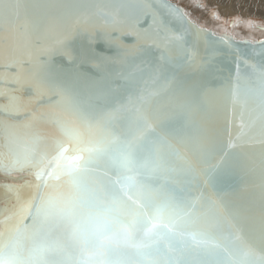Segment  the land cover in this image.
I'll return each mask as SVG.
<instances>
[{
    "label": "snow or ice",
    "instance_id": "1",
    "mask_svg": "<svg viewBox=\"0 0 264 264\" xmlns=\"http://www.w3.org/2000/svg\"><path fill=\"white\" fill-rule=\"evenodd\" d=\"M0 264H264V41L0 0Z\"/></svg>",
    "mask_w": 264,
    "mask_h": 264
},
{
    "label": "bare ground",
    "instance_id": "2",
    "mask_svg": "<svg viewBox=\"0 0 264 264\" xmlns=\"http://www.w3.org/2000/svg\"><path fill=\"white\" fill-rule=\"evenodd\" d=\"M171 1L182 7L191 20L193 19L190 14L198 15L200 20L211 26L206 29L216 34L229 35L241 41L264 40V22L252 19V17L264 18V0H181L186 6ZM232 18L236 19L235 23ZM194 22L205 28L199 22Z\"/></svg>",
    "mask_w": 264,
    "mask_h": 264
},
{
    "label": "water",
    "instance_id": "3",
    "mask_svg": "<svg viewBox=\"0 0 264 264\" xmlns=\"http://www.w3.org/2000/svg\"><path fill=\"white\" fill-rule=\"evenodd\" d=\"M166 2H167L168 4L174 5V6H176L177 8L181 9L182 12H183V14L187 17V19H188L189 21L192 22V24H194L197 28L201 29L202 31H206V32L212 33V34L214 35L215 38H219V37H229V38H231V40H232L233 42H235V44H238V45H241V46H243V43H244V42H247V43L250 44V45H255V44H257V43L259 42V41H257V42H252V41H249V40L241 41V40L235 39L234 37H231V36H229V35L216 34L214 31H211V30L206 29V28H202V27H200L199 25H197V23H195L193 20L190 19V17L188 16V14L184 11V9H183L182 7L177 6V5H176L173 1H171V0H166ZM126 39H130V38H126ZM260 41H264V40H260ZM254 147H255L256 149H258V148H259V145L257 144V145H255Z\"/></svg>",
    "mask_w": 264,
    "mask_h": 264
},
{
    "label": "rangeland",
    "instance_id": "4",
    "mask_svg": "<svg viewBox=\"0 0 264 264\" xmlns=\"http://www.w3.org/2000/svg\"><path fill=\"white\" fill-rule=\"evenodd\" d=\"M174 1H176V2H179V4L180 5H184V6H186V3H184L183 1H181V0H179V1H177V0H174ZM181 1V2H180ZM201 4H205V2H201ZM190 16H191V18L194 20V21H196V22H199L202 26H204L205 28H211V26L210 25H208V24H206V22L204 21V20H200L199 19V16L197 15H191L190 14ZM253 18H255V19H253ZM198 19V20H197ZM252 19L253 20H257V21H263L264 22V18H262V17H252ZM259 19V20H258ZM235 20L236 19H234V18H232V21H233V23H235ZM259 24V23H258ZM260 25V24H259ZM261 26V25H260ZM261 40H263V39H261Z\"/></svg>",
    "mask_w": 264,
    "mask_h": 264
}]
</instances>
